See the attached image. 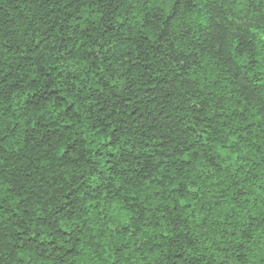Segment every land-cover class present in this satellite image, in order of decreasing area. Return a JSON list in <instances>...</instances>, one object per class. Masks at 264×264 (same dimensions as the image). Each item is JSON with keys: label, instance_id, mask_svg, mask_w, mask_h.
Masks as SVG:
<instances>
[{"label": "trees", "instance_id": "16d2710c", "mask_svg": "<svg viewBox=\"0 0 264 264\" xmlns=\"http://www.w3.org/2000/svg\"><path fill=\"white\" fill-rule=\"evenodd\" d=\"M0 264H264V0H0Z\"/></svg>", "mask_w": 264, "mask_h": 264}]
</instances>
